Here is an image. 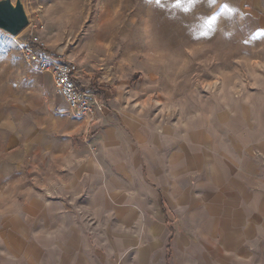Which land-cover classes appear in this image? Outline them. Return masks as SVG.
<instances>
[{
	"label": "rangeland",
	"instance_id": "374dc122",
	"mask_svg": "<svg viewBox=\"0 0 264 264\" xmlns=\"http://www.w3.org/2000/svg\"><path fill=\"white\" fill-rule=\"evenodd\" d=\"M20 1L27 27L0 29V231L28 208L38 218L43 206L25 205L35 196L59 208L62 230L84 232L51 243L71 239L92 264H164L170 226L167 264L211 262L212 194L230 169L247 177L264 167V0ZM42 55L72 68L101 106L95 121L74 123L84 119L39 68ZM106 128V147L125 146L134 168L114 183L110 205L93 208L79 200L80 183L98 167L83 154H96ZM151 191L170 203V225L157 221ZM33 240L0 235V254ZM12 253L6 262L18 260Z\"/></svg>",
	"mask_w": 264,
	"mask_h": 264
},
{
	"label": "crops",
	"instance_id": "0c3cea01",
	"mask_svg": "<svg viewBox=\"0 0 264 264\" xmlns=\"http://www.w3.org/2000/svg\"><path fill=\"white\" fill-rule=\"evenodd\" d=\"M75 118L84 119L75 120L74 123L77 124L85 125L95 121V119L89 121L87 120L88 117L77 115ZM108 128L103 131L101 138L93 144L97 146L99 143L96 154L94 155L90 150L83 154L87 157L85 164L90 160L91 164L94 163L98 167L97 170V168L94 169L93 166L87 164L89 170L86 169L82 173L84 176L80 183L83 185L82 188L87 196L86 198H79V200L83 199V204L93 205V208H98L99 205H110L109 199L110 195H113L111 192L115 189L114 183L119 181V178L131 179L134 168V161L131 160L132 152L127 150L125 146L120 144L121 147H106ZM122 139L125 140L126 137L122 138L121 136ZM124 143L126 144V140ZM109 145L111 146V144ZM182 158L184 159V156ZM182 170L184 169L181 168ZM246 172L249 175L247 177L242 172L230 169L216 187L217 191L214 194H212L213 192L210 193L213 195L214 202L210 205L207 204V206H214L213 209H208L212 211L213 217L209 221L211 224H206V227L217 238L213 249L214 258L207 263V261L201 260V253H199L198 258L201 261H198V264H264V167L261 170L249 167ZM171 173L173 175V172ZM79 180L81 181V179ZM121 191L125 194L121 196L127 200L130 189L129 191L127 189ZM115 192H120V190L115 189ZM151 193L155 198L153 203L155 208L159 207L155 214L157 221H160V217H164L165 224L170 225L171 218L167 212L172 209L170 203L157 191L155 193L151 191ZM118 200L119 203L123 202L121 199ZM35 204L39 207L43 206L42 209L38 210V218H34L32 209L28 208L29 215L27 218L13 217L6 228L0 231L1 236L13 238L27 236L34 237V240L23 243L20 250L8 249L13 251V256H18V260L13 263L6 262V252L9 251L3 248L2 251L4 252L0 254V264H92L86 250L78 255V247H73L71 239L69 240L70 245H63L60 239L53 243L50 240L51 237L60 238L66 235L70 237L72 235L81 236L84 232L76 228L62 230L60 226L63 219L60 214H56V212H60L59 208L55 206L47 211V206L41 197L29 196L25 203L27 206ZM155 230L158 237L157 243L159 242L158 246H160L163 234L158 223ZM168 230L170 236L164 247V264H167L170 258V243L175 233L171 226L168 227ZM200 249L201 247L198 251ZM159 257L156 256V258ZM156 264L161 263L156 260Z\"/></svg>",
	"mask_w": 264,
	"mask_h": 264
},
{
	"label": "built area",
	"instance_id": "2783aa9c",
	"mask_svg": "<svg viewBox=\"0 0 264 264\" xmlns=\"http://www.w3.org/2000/svg\"><path fill=\"white\" fill-rule=\"evenodd\" d=\"M28 58L35 59L32 47L26 49ZM39 68L49 71L52 75L57 92L64 99L67 108L79 117H88L101 106L95 101L92 94L82 92L77 86L72 68L60 62L54 56L42 55L38 58Z\"/></svg>",
	"mask_w": 264,
	"mask_h": 264
},
{
	"label": "water",
	"instance_id": "95a60500",
	"mask_svg": "<svg viewBox=\"0 0 264 264\" xmlns=\"http://www.w3.org/2000/svg\"><path fill=\"white\" fill-rule=\"evenodd\" d=\"M28 25V18L20 0H0V29L11 36L18 35Z\"/></svg>",
	"mask_w": 264,
	"mask_h": 264
},
{
	"label": "trees",
	"instance_id": "16d2710c",
	"mask_svg": "<svg viewBox=\"0 0 264 264\" xmlns=\"http://www.w3.org/2000/svg\"><path fill=\"white\" fill-rule=\"evenodd\" d=\"M35 47L38 48L40 51L43 50L42 46H39V45H38V46H35ZM90 89H91V88H90ZM92 90H93V89H92ZM92 90H91V91H92ZM94 91H95V90H94Z\"/></svg>",
	"mask_w": 264,
	"mask_h": 264
},
{
	"label": "snow or ice",
	"instance_id": "6c2138e0",
	"mask_svg": "<svg viewBox=\"0 0 264 264\" xmlns=\"http://www.w3.org/2000/svg\"><path fill=\"white\" fill-rule=\"evenodd\" d=\"M157 2H159V0H157ZM209 2L212 3V2H214V0H209ZM213 19H214V17H213Z\"/></svg>",
	"mask_w": 264,
	"mask_h": 264
}]
</instances>
